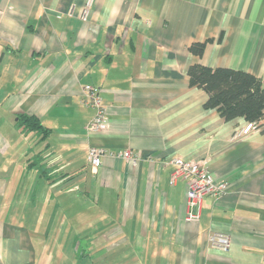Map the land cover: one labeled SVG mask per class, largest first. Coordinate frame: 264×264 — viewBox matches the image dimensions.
Returning a JSON list of instances; mask_svg holds the SVG:
<instances>
[{
  "label": "crops",
  "instance_id": "1",
  "mask_svg": "<svg viewBox=\"0 0 264 264\" xmlns=\"http://www.w3.org/2000/svg\"><path fill=\"white\" fill-rule=\"evenodd\" d=\"M0 0V264H264V117L240 141L190 87L199 63L264 86V0ZM211 40L202 57L193 43ZM100 89L109 128L89 134ZM36 116L44 140L19 125ZM131 151L137 166L89 148ZM181 156L229 183L187 219ZM151 157V159L149 158ZM46 176H50L46 178ZM228 234V252L210 244Z\"/></svg>",
  "mask_w": 264,
  "mask_h": 264
},
{
  "label": "built area",
  "instance_id": "2",
  "mask_svg": "<svg viewBox=\"0 0 264 264\" xmlns=\"http://www.w3.org/2000/svg\"><path fill=\"white\" fill-rule=\"evenodd\" d=\"M93 0H87L85 14L91 6ZM2 10L0 9V17ZM82 93L87 105L95 110V115L87 126L89 134L105 133L108 128L107 108L104 105L100 89L86 85ZM259 130L256 123H246L245 126L235 131L232 141H240ZM105 158H122L131 166H137L141 159L139 154L134 155L131 151L115 152L105 148L91 147L88 151V159L92 167L96 170L102 166ZM151 159V157H149ZM162 166L173 167V183L177 179L187 181V202L189 212L187 219L198 221L201 216V210L204 198L206 196L221 197L228 192L229 183L216 178L208 171L206 162L188 160L181 156H176L168 161H161ZM210 244L219 247L222 251L228 252L231 246V238L228 234L213 233L210 235Z\"/></svg>",
  "mask_w": 264,
  "mask_h": 264
},
{
  "label": "trees",
  "instance_id": "3",
  "mask_svg": "<svg viewBox=\"0 0 264 264\" xmlns=\"http://www.w3.org/2000/svg\"><path fill=\"white\" fill-rule=\"evenodd\" d=\"M210 41L193 43L189 51L202 57ZM188 76L190 87L208 94L206 108L216 109L226 121L244 118L261 128L260 121L264 117V86L256 75L225 67L214 69L196 63L190 66ZM19 125L28 132L39 134L42 140L51 133L36 116L21 114Z\"/></svg>",
  "mask_w": 264,
  "mask_h": 264
}]
</instances>
